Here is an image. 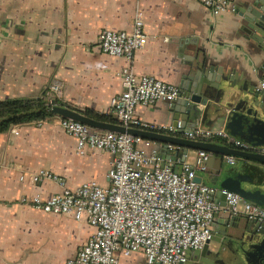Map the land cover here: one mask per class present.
<instances>
[{"label":"crops","instance_id":"obj_1","mask_svg":"<svg viewBox=\"0 0 264 264\" xmlns=\"http://www.w3.org/2000/svg\"><path fill=\"white\" fill-rule=\"evenodd\" d=\"M248 1L234 0L231 9L217 17L198 0H0V101L37 99L57 85L52 98L59 105L110 115L111 99L123 91L120 71L129 62L100 52L95 44L103 30L131 31L138 13L143 15L148 42L134 56L137 75L188 87L212 65L232 78L236 96L256 92L264 81V53L242 30ZM215 74L210 72L212 78ZM258 91L264 97V91ZM237 103L236 97L220 100L226 113ZM174 104L158 101L139 106L136 114L148 123L173 125L178 119L184 126L185 107ZM198 108L199 116L190 118L185 130L192 122L209 130L227 129L225 121L212 122L211 115L203 122L204 106ZM60 119L55 115L17 126V135L12 128L0 133V264H66L95 232L85 220L22 203L25 197L47 199L60 193L59 180L70 189L88 181L108 184L113 155L95 149L79 154L76 139L61 128ZM212 142L221 144L219 139ZM142 146L157 149L165 158L171 154L180 160L176 167L182 163V148L171 151L159 142ZM198 157L199 151L189 150L185 161L195 168ZM205 166L196 170L197 180L213 188V200L223 205L222 179L246 172L239 161L231 164L227 157L222 164L215 158ZM41 171L57 179L34 182L33 176ZM227 220L230 229L248 219L220 212L213 232L224 233ZM224 250L228 255V248ZM213 252L209 248L205 256L193 255L191 261L211 260ZM119 264L148 263L141 252H133L121 254Z\"/></svg>","mask_w":264,"mask_h":264},{"label":"built area","instance_id":"obj_2","mask_svg":"<svg viewBox=\"0 0 264 264\" xmlns=\"http://www.w3.org/2000/svg\"><path fill=\"white\" fill-rule=\"evenodd\" d=\"M212 15L219 17L229 11L234 0H198ZM148 42L143 15L135 17L131 31L103 30L95 48L113 57H123L129 63L121 69L123 91L111 99L115 123L154 133L183 137L192 141L212 142L241 151L264 154V147L247 143L227 129L209 130L194 125L184 130L178 121L154 124L141 120L136 110L158 101L175 102L180 95L177 86L153 76L137 75L132 66L137 51ZM54 85L48 92L58 91ZM264 91V81L258 87ZM51 107V106H50ZM61 128L77 141L79 154L88 149L109 152L112 166L103 187L88 181L70 189L62 180V191L47 199L25 197L22 203L55 215H70L85 220L95 228L94 234L66 264H119L120 255L141 252L148 264H186L188 252L203 249L213 235L216 214L224 212L249 221L264 224V208L240 195L222 190L224 204L213 200V188L197 181L196 170H205L210 154L199 151L196 167L176 161L170 154L163 157L157 149L147 151L142 145L155 142L126 133L94 129L76 120L60 119ZM18 134V127L12 128ZM171 151L178 146L167 145ZM176 149V150H177ZM186 157V156H185ZM234 164V157H227ZM180 161V160H179ZM57 179L48 171L33 176L34 182Z\"/></svg>","mask_w":264,"mask_h":264},{"label":"water","instance_id":"obj_3","mask_svg":"<svg viewBox=\"0 0 264 264\" xmlns=\"http://www.w3.org/2000/svg\"><path fill=\"white\" fill-rule=\"evenodd\" d=\"M242 16H244L245 21V24L242 25V30L248 35L249 39L257 43L259 49L264 53V0H249L242 10ZM212 70L216 71L214 78L210 76ZM203 73V76L193 80L190 86H179L180 100L175 101L174 107L177 108L176 105L185 107L187 118L184 120V130L187 128L190 118L195 119L199 116L198 105L201 104L204 106L203 122L208 115H211L212 122L225 121L226 127L232 136L255 146L264 147V97L261 91L257 90L238 97L232 92L234 87V84L230 83L232 78H227L223 75V68H212L211 65V67L205 68ZM234 97L238 99V103L235 107L231 106L230 112L226 113L224 106L220 104V100ZM50 106L52 113L55 115L76 120L94 129L126 133L153 142L163 143L165 146H178L183 149L181 154L183 162L189 150L209 153L207 164L215 158H218L222 164L224 157H234L242 164L246 175L236 173L232 176L224 177L220 192L222 193V190L232 191L264 208V154L262 153L232 149L214 142L192 141L183 137L164 135L136 128H126L118 123L96 120L86 116L83 112L61 106L56 99L51 101ZM175 121L173 126L177 124L178 119H175ZM195 124V122H192L191 126L193 127ZM177 172H181V165L177 167ZM197 181L201 182L200 180ZM228 226L229 221L227 220L225 221L226 230L224 233L216 234L213 232L212 238L203 249L189 251L187 255L188 261L192 260L193 255L200 258L205 256L212 241L223 244L227 239L237 241L248 237L249 239L246 243H251L252 238L256 236H261L264 239V224L247 220L244 224L232 225L230 229L235 231L233 233L229 232ZM240 230L241 233L239 232ZM242 247L244 248V244ZM250 248L248 247V249Z\"/></svg>","mask_w":264,"mask_h":264},{"label":"trees","instance_id":"obj_4","mask_svg":"<svg viewBox=\"0 0 264 264\" xmlns=\"http://www.w3.org/2000/svg\"><path fill=\"white\" fill-rule=\"evenodd\" d=\"M84 114L96 120L116 122L112 115H97L91 111ZM54 116L46 92L37 99L3 100L0 101V133H5L15 126L45 121Z\"/></svg>","mask_w":264,"mask_h":264},{"label":"flooded vegetation","instance_id":"obj_5","mask_svg":"<svg viewBox=\"0 0 264 264\" xmlns=\"http://www.w3.org/2000/svg\"><path fill=\"white\" fill-rule=\"evenodd\" d=\"M245 239L237 241L231 239L225 240L224 243L228 244V251L232 255L231 259L228 260V263L222 258V249H220L210 254L213 255L211 260H205L203 258V260L198 261V264H264L263 237H253L251 243H246V241L249 239L248 237L246 240ZM243 244L244 248L242 247ZM248 247L251 248L248 249Z\"/></svg>","mask_w":264,"mask_h":264},{"label":"rangeland","instance_id":"obj_6","mask_svg":"<svg viewBox=\"0 0 264 264\" xmlns=\"http://www.w3.org/2000/svg\"><path fill=\"white\" fill-rule=\"evenodd\" d=\"M210 250H214V251H218L220 249H222V258L225 259V260H230L232 255L229 253L228 255H224V253H226V250H224L225 248H228L229 250V247H228V244L225 243L222 244V243H218V242H215V241H212L210 243V246H209ZM224 248V249H223ZM193 264H198V263H193Z\"/></svg>","mask_w":264,"mask_h":264}]
</instances>
